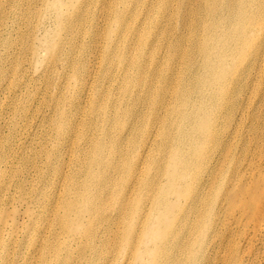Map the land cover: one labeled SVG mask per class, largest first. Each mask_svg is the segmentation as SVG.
<instances>
[{
	"label": "bare ground",
	"instance_id": "obj_1",
	"mask_svg": "<svg viewBox=\"0 0 264 264\" xmlns=\"http://www.w3.org/2000/svg\"><path fill=\"white\" fill-rule=\"evenodd\" d=\"M91 1L64 10V0H41L57 25L39 41L54 61L64 56L77 82L91 67L74 62L70 35L95 13L85 10ZM25 4L17 0L15 13ZM204 4L202 37L187 51L182 75L162 77L156 89L151 81L143 92L132 89L146 83L127 71L143 66L149 42L164 35L154 28L163 19L147 20L148 4L136 16L133 44L126 43L128 28L117 42L127 14L113 1L104 10L105 37L92 35L93 42L105 39L100 73L91 71L93 83L78 91L90 118L78 114L75 126L57 95L47 122L55 131L17 165L10 157L17 134L9 127L17 122L6 123L12 132L0 143V264H264V0ZM187 16L180 12L182 25ZM65 29L71 34L64 39ZM20 92L16 102L31 96ZM164 104L170 109L152 132L147 121L158 119ZM137 130L149 138L137 142Z\"/></svg>",
	"mask_w": 264,
	"mask_h": 264
},
{
	"label": "rangeland",
	"instance_id": "obj_2",
	"mask_svg": "<svg viewBox=\"0 0 264 264\" xmlns=\"http://www.w3.org/2000/svg\"><path fill=\"white\" fill-rule=\"evenodd\" d=\"M26 1L28 4L22 7L23 10H16V13L14 6L17 0H3V5L0 8V100L4 102L3 105H0V143H3L12 131L17 134L10 139L12 146L10 157L13 165H17L18 161L22 159L28 162L33 156V150H40L41 144L47 141V133L55 131V129L49 130L47 122L52 115L53 98L57 95L62 97L60 106L62 110L72 115V123L75 126L80 123H77L76 118L81 121L78 114H84V119L90 118L88 109L85 107V97L78 94V91L83 87L88 88L93 83L91 71L94 72L95 77L100 73L101 53L104 49L105 39L99 37L97 41L93 42L92 35L100 34L105 37V28L110 26V22L107 20L104 10H107L113 1L120 5L117 12L123 10L127 14L123 18V27L119 21V30L113 36L117 42L121 30L128 28L127 31L130 35L131 30L138 27L136 16L139 13L143 14L148 4L147 20L155 19L157 16L160 21L163 19L159 26L154 24V28L157 33L163 32L164 35L153 44L151 41L149 42L150 51L144 59L143 66L127 71V77L143 80L142 83L151 81V86H155V89L161 84L162 77L171 76L174 79L185 73L182 67H184L186 56H188L187 51L191 48L193 41L202 37V35L196 36V34L203 29L204 10H208L207 7H204V0H185V2L182 0L180 3L178 0H170L167 10L164 9V11L157 9L160 0H92L90 6L85 10H94L95 13L87 15L83 19L84 21L87 20L86 24L80 25L72 34L66 29L62 30L64 39L67 38L68 34H71L70 38L77 42L72 54L75 58L74 62L77 61L79 65L83 63V66L87 64L91 67L90 74L82 73V80L77 82L73 78L74 70L70 68L68 62L65 63L64 56H62V64L54 61V57H49L54 55H50L51 52L45 50L41 45L44 40L39 41L47 32L55 30L57 25L54 22V16L51 14L52 10H48L50 3L41 2V0H21V2ZM79 2L80 0H64L62 9H76ZM152 4L155 7H151ZM185 10H187L188 16L185 24L182 25L180 12ZM16 14H21V16L17 17ZM112 29H117L114 22ZM130 37L131 35L126 40L128 45H132L134 42L129 40ZM124 40L123 47L127 45L124 44ZM84 43H86L85 47H83ZM175 44L178 47H172ZM130 53L133 57V48L130 49ZM55 56H59V53ZM133 58L135 61L136 56ZM114 69H110L109 74H117L118 70L115 65ZM173 86L174 83L169 85V95H171ZM25 88H28L31 94L30 98L16 102L15 98L21 93L20 90H23L22 94L28 91ZM146 88L147 83L132 84V89L136 92H143ZM79 95L81 100H79ZM168 107V104H164L162 109L160 106L158 119L152 120L150 118L147 121L152 132L160 127L164 114L167 109H170ZM83 108L86 109V112H83ZM140 108L142 107L137 106L136 110ZM15 110L18 112L17 118L13 115ZM8 121L17 122L15 129L12 127V123L10 124L11 132L6 124ZM132 138L137 142L139 140L142 142L148 139L149 135L146 132L140 134L137 130ZM67 141L66 139V143ZM136 147L137 145L132 148V151H135ZM18 151L19 156L17 155ZM154 156L155 151H149L146 157L152 159ZM148 161L149 158H145V162L148 163ZM17 167L14 166L9 169L6 175H10ZM147 171L149 172V170ZM143 172H146L145 168H143ZM145 215L146 213H144V218Z\"/></svg>",
	"mask_w": 264,
	"mask_h": 264
}]
</instances>
